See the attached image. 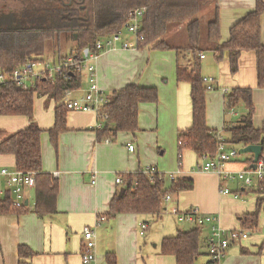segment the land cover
<instances>
[{
    "label": "crops",
    "instance_id": "crops-1",
    "mask_svg": "<svg viewBox=\"0 0 264 264\" xmlns=\"http://www.w3.org/2000/svg\"><path fill=\"white\" fill-rule=\"evenodd\" d=\"M255 4L256 0H216L210 6L217 5L219 9L221 42L228 40L230 27L247 11L252 10ZM209 10L205 9L201 14L205 16ZM260 36L264 45V13L261 17ZM130 37L126 35L125 38ZM165 38L172 46L188 44L182 24L171 28ZM201 54L204 55L200 57L201 75H211L215 79V88L206 90L204 94L206 126L221 131L238 121L247 112L246 106L238 103L240 113L235 109L236 106L233 113H225L224 96L234 88H250L254 105L252 124L255 128H261L264 125V88L257 85L255 52L243 51L234 73L230 71L227 53L220 61L210 51ZM151 59L158 60V129L159 112L162 111L168 114L172 128L178 134L192 124L190 85L176 79V64L181 59L183 65L190 66L189 56L184 57L182 54L178 60L175 49L171 48H107L100 52L96 60L98 86L109 94L128 84L153 86L157 89L147 79ZM143 75L146 77L143 78ZM84 80L83 88L88 83ZM168 101L173 105L172 109L167 105ZM143 104L151 103L140 104L139 112ZM55 105V101L46 96L34 98L33 119L43 130L40 138L42 170L53 175L58 183L56 211L42 217L36 215L31 209L34 203L32 188L24 193V205L27 201L25 206L28 211L0 214V264H19L17 248L21 244L35 252L33 257L26 260L29 264H82V230L86 226L95 233L93 264H106V252L115 253L117 264H176L173 256L160 254L162 239L177 234L179 230L198 227L206 243L212 223L197 226L187 222L186 228L176 224L166 225L165 228H150V222L159 220L166 210L165 205L169 203L180 212L197 208L203 214L214 215L220 227L243 232L238 240L229 245L218 264H264V191H258L259 181L255 173L250 174L256 180V185L251 187H245L239 179L221 181L215 172L199 170L201 158L193 150L184 149L177 172H173L174 167L167 171L175 179H192L191 190L168 194L171 198L164 201L165 205L158 216L135 212L109 215V201L121 189V183L115 181L116 177L148 166H154L157 170L158 157L153 155L154 148L148 144L145 148L137 144L144 131L139 125L134 133L118 132L112 138H98L95 128L97 115L92 111H68L66 130L59 135L58 145L54 148L45 130L54 123ZM28 123L26 116L0 115V130L9 133L24 129ZM132 144L134 149L131 151L129 145ZM159 144L158 140L157 151L161 155L163 150ZM150 155L153 158H149ZM251 159L252 154L238 155L226 163L224 168L232 172L246 171L250 169ZM14 165V156L0 153V168L11 170ZM221 187L229 188L230 192L221 193ZM6 190L4 179L0 176V196ZM254 213L257 215L256 227L244 229L242 224L248 220L246 215ZM141 224L146 227L142 229ZM199 253L195 264H208L206 244L200 248Z\"/></svg>",
    "mask_w": 264,
    "mask_h": 264
},
{
    "label": "trees",
    "instance_id": "trees-1",
    "mask_svg": "<svg viewBox=\"0 0 264 264\" xmlns=\"http://www.w3.org/2000/svg\"><path fill=\"white\" fill-rule=\"evenodd\" d=\"M20 8L3 10L0 8V70L5 73L14 71L27 62H53L63 60L66 39L74 46L69 54L83 57L85 49L95 50V41L124 32L132 12L142 9L140 29L137 34L142 38L135 48L175 49L177 58L183 54L190 57V66L176 64V79L190 85L192 124L177 134L179 164L184 149L193 150L198 157L214 156L217 150V135L223 134L228 147L235 148L247 144H262L261 160L264 162V125L255 128L252 124L254 105L250 88H234L224 96V108L229 110L243 103L247 112L233 125L221 131L209 129L205 118V85L200 73V53L210 51L217 61L228 54L230 71L237 70L238 58L243 51L256 54L257 85L264 88V45L261 41V17L264 1L256 0L255 7L247 11L229 29L228 40L221 42L219 9L210 8L203 16L204 8L216 0H22ZM205 22V23H204ZM184 25L188 44L172 46L165 38L167 32ZM65 41V42H64ZM63 50V51H61ZM67 53V54H68ZM56 63V62H55ZM84 77L74 70L67 69L54 80H38L24 89L17 81L0 82V115H22L29 119L27 127L9 133L0 130V153L15 158L14 169L33 172L35 179L34 203L32 211L42 217L56 211L58 183L53 175L42 170L41 133L43 130L33 119V104L36 96H46L55 101L54 123L45 130L54 148L58 145L59 135L66 130L65 105L61 102L64 93L82 87ZM107 95V94H106ZM101 108L108 119L97 129L98 138H112L118 132L134 133L138 130L139 105L156 103L158 91L153 86L128 84L114 90ZM122 178L121 196L115 194L109 201L108 214L135 212L159 215L168 194H178L193 188L192 179H172L166 181L161 173L147 177L141 170L120 174ZM258 191H264V178L258 182ZM11 191L0 196V214H21L28 211L22 203L13 206ZM256 213L246 215L244 229L256 227ZM201 229L198 227L162 239L160 254L171 255L176 264H195L199 250L204 245ZM19 264H29L27 259L34 256L30 247L18 245ZM106 264H117L114 252L104 255ZM210 262H208L209 264Z\"/></svg>",
    "mask_w": 264,
    "mask_h": 264
},
{
    "label": "built area",
    "instance_id": "built-area-1",
    "mask_svg": "<svg viewBox=\"0 0 264 264\" xmlns=\"http://www.w3.org/2000/svg\"><path fill=\"white\" fill-rule=\"evenodd\" d=\"M142 9H137L132 12L130 20L126 23L125 29L127 34L131 37L125 38L123 32L114 34L110 37L100 38L95 41V50L89 51L85 49L83 57H75L72 54H66L63 60L55 61L53 68L46 65L40 71H35V62H27L22 66L17 67L10 73H5L0 70V82L6 80L17 81L24 89L32 86L38 80H54L58 76H62L67 69L74 70L86 79L87 87H80L74 90H68L64 93L62 103L68 111H92L97 115L96 129L103 126L104 122L108 119L105 113H101L102 106L107 103L108 96L100 89L97 83L96 73V60L100 52L107 48H130L135 47V44L142 38L137 34L140 29ZM126 34V35H127ZM204 57L203 54L200 55ZM41 63V62H37ZM203 83L206 90H213L215 88V79L210 76H203ZM79 91V92H78ZM78 92V95H75ZM218 146L214 156H201L198 169L201 171L215 172L221 181H230L233 179L242 180L245 187L253 185V179L250 174L255 173L257 181L264 178V162L259 159L255 169L246 171L232 172L224 168V165L234 160L239 154L236 148L228 147L224 142V136L217 135ZM129 149H134L133 145H129ZM142 173L147 177H153L157 173V178L162 180L161 173H159L154 166H148L141 169ZM0 176L3 177L7 190L11 191L13 206L19 207L24 203L25 191L32 189L35 186V179L33 172L23 173L22 171L9 170L6 167L0 168ZM173 174L168 175V179H174ZM116 183L120 184L122 178L116 177ZM256 185V184H255ZM221 193H229L227 187L220 188ZM170 195H166L164 201L170 200ZM171 212L176 215L177 220L182 222H191L197 226L206 223H212L210 233L206 237V250L209 257V264H218L219 261L225 256L229 245L243 235L242 231L234 229H226L219 226L216 222L217 218L211 214H203L197 208H190L186 211H178L172 208ZM145 224H141L144 229ZM82 264H93L95 262V233L92 228L84 227L82 230V250L80 253Z\"/></svg>",
    "mask_w": 264,
    "mask_h": 264
},
{
    "label": "rangeland",
    "instance_id": "rangeland-1",
    "mask_svg": "<svg viewBox=\"0 0 264 264\" xmlns=\"http://www.w3.org/2000/svg\"><path fill=\"white\" fill-rule=\"evenodd\" d=\"M22 0H0V8L3 10L13 9V8H20ZM212 5V3L210 4ZM209 8H211L209 6ZM204 8L205 9H209ZM204 11H202L203 13ZM205 23V22H204ZM124 35L126 36L127 31L124 30ZM129 34H127L128 36ZM130 36V35H129ZM66 43L64 45L63 51L61 54H67L74 46L73 41L70 38H67ZM64 41V42H65ZM209 55V54H207ZM55 62H53L52 59H45L42 63H36L35 65V71H40L42 68H44L46 65H48L49 68H53ZM147 79L149 83L155 84L157 86L158 91V60L151 59L149 62V69L147 71ZM210 76L211 75H205ZM146 76L143 75V78ZM209 91V90H207ZM79 94V93H78ZM105 94H109L107 91H105ZM159 99H160V92H158ZM165 102V101H164ZM167 105L172 109L173 105L170 103V101L167 102ZM238 105V104H237ZM235 107V109H238V107ZM225 109V108H224ZM234 108H231L229 110H224L225 113H233L235 110ZM157 110V112H156ZM140 111L138 115V125L140 127L144 128V131L141 133L140 140H137V144L144 146L149 145L151 148H154L153 155H156L158 157V164H157V171L159 173L164 174V178L166 181H168V173L170 171H167L169 168L174 167L175 170L173 172H177V169L180 167L182 163V157L184 155L181 154V163L179 164V152L177 147V132L175 129L172 128V124L168 118V114H164L162 111L159 112V129H158V100L157 104H143L140 106ZM236 111V110H235ZM240 113V108L237 110ZM175 128V127H174ZM220 131V130H219ZM144 135V139H143ZM159 135V137H158ZM158 140L159 145L161 147V150H163V153L161 155L158 154L157 147H158ZM134 147V144H132ZM239 146H237L238 148ZM147 155H145L146 157ZM149 158H153L152 155L148 156ZM10 170V169H9ZM14 170V169H11ZM256 184V180H253V185ZM229 189V188H228ZM166 210L163 212L161 218L157 221H151L150 222V228L154 227H160L165 228L166 225H173L176 224L180 228H186L188 225L187 222L182 221L181 223L177 221L176 216L171 212V209L175 207V205H171V203L166 204ZM179 223V224H177ZM182 226V227H181ZM148 234V231L145 233L146 237Z\"/></svg>",
    "mask_w": 264,
    "mask_h": 264
},
{
    "label": "water",
    "instance_id": "water-1",
    "mask_svg": "<svg viewBox=\"0 0 264 264\" xmlns=\"http://www.w3.org/2000/svg\"><path fill=\"white\" fill-rule=\"evenodd\" d=\"M263 152V145L262 144H247L242 147L238 148V154H252L251 163L249 165V168L255 169L256 164L259 161V159L262 156ZM123 188L120 189L118 195L121 196L123 193ZM27 204V201L25 202V205Z\"/></svg>",
    "mask_w": 264,
    "mask_h": 264
}]
</instances>
